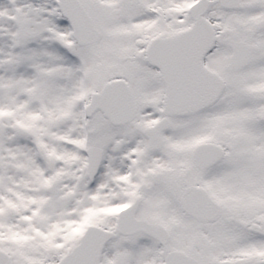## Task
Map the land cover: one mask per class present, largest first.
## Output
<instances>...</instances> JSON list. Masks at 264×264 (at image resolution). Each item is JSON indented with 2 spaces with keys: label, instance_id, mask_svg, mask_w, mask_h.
Segmentation results:
<instances>
[{
  "label": "snow or ice",
  "instance_id": "obj_1",
  "mask_svg": "<svg viewBox=\"0 0 264 264\" xmlns=\"http://www.w3.org/2000/svg\"><path fill=\"white\" fill-rule=\"evenodd\" d=\"M0 264H264V0H0Z\"/></svg>",
  "mask_w": 264,
  "mask_h": 264
}]
</instances>
